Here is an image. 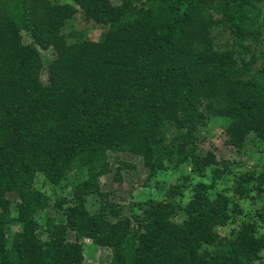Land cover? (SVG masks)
I'll list each match as a JSON object with an SVG mask.
<instances>
[{
	"label": "trees",
	"instance_id": "1",
	"mask_svg": "<svg viewBox=\"0 0 264 264\" xmlns=\"http://www.w3.org/2000/svg\"><path fill=\"white\" fill-rule=\"evenodd\" d=\"M260 2L0 0V264H82L84 251L101 247L109 251L106 264H253L261 241L247 224L226 239L213 233L227 216L225 199L214 204L203 193L205 184L198 183L177 220L170 214L178 202L151 201L128 217L118 213L119 203L101 199L95 186L88 192L94 210L77 204L57 208V220L41 212L36 220L44 195L33 176L56 184L80 163L91 181L84 184L93 185L106 146L147 149L156 167L170 158L188 162L189 154L181 156L186 143L172 147V138L165 144L161 131L175 121L200 120L201 97L205 113L232 118L230 132L244 129L259 111L264 117ZM209 8L228 15L235 50L210 52L202 36L211 23ZM76 13L105 28L97 42L66 43L62 29ZM256 59L263 65L251 68ZM252 129L264 135V127ZM210 161L208 155L197 171ZM7 191L18 196L13 212L3 197ZM107 205L112 219L103 213ZM36 221L45 240L33 232ZM11 223L19 229L10 230Z\"/></svg>",
	"mask_w": 264,
	"mask_h": 264
},
{
	"label": "rangeland",
	"instance_id": "2",
	"mask_svg": "<svg viewBox=\"0 0 264 264\" xmlns=\"http://www.w3.org/2000/svg\"><path fill=\"white\" fill-rule=\"evenodd\" d=\"M57 1L60 4H71V0ZM109 1L113 4L119 3V0ZM260 1V9L264 11V0ZM208 11L211 23H208L207 29L202 31V36L209 42L210 52L222 53L226 49L235 50L237 36L231 25L225 20L228 15L224 16L212 8H209ZM104 31L105 28L101 24L85 21L80 13H76L72 19L70 18L62 29L67 37L65 38L66 43H72L75 39L94 43L100 39ZM260 31V36L263 37L264 28ZM195 46V49H201L200 44H195ZM50 51L53 53L51 47L47 49V53ZM262 65L260 59H256L250 67ZM39 77L42 82H45L47 78L46 64L40 67ZM204 102L205 98L201 97L195 112V114H203L200 120L193 118L194 122L192 120V123L187 120V125H185L186 122L175 121L166 128V131L160 129L162 130L161 136L165 138V144L169 143L172 138V147L178 146L181 142L186 143V151L184 149L181 156L189 154L191 158L188 162L182 160L177 163L175 158H170L168 162L165 161L162 164L163 167H156L154 165L156 156H148L147 149L126 146L113 149L106 146L101 149L100 161L95 165L93 185L84 184V181H91L88 179L85 167L80 163L76 168L71 165L62 180L56 184L47 183L42 174L35 173L33 185L44 195V208L42 207L43 209L34 213L35 219L39 218L41 212L57 220L59 218L55 214L57 208L64 210L66 207H75L77 204H79L78 207L85 208V210H94V208H88L91 202V194L88 192L95 186L101 199L105 197L108 202L119 203L118 213L128 217L132 213L139 212V207L148 208L151 201L167 202V204L178 202L179 207L173 209L170 214L172 220H177L181 214L180 207L194 195L198 183H202L206 185L203 193L207 194L214 204L219 196L225 199L224 209H226L227 216L224 222L213 229V233L220 239H226L239 227H243L245 224L250 225L253 236L261 241L258 247L255 245L256 251L252 252V263L264 264V135L252 129L253 127H264V117L259 111L255 115L254 121L246 125V129L230 132L228 127L231 126L232 118L213 112L209 113L207 110L205 113ZM179 118L181 119L182 116ZM187 130H190V135L183 136L182 134ZM208 155L212 157L208 167H202L197 171L198 167L195 165L200 164ZM81 170L83 171L79 177L78 174ZM247 181H249V186ZM241 184L247 188L246 195H243V190L239 188ZM3 197L9 200L8 211L13 212L18 198L17 193L7 191L4 192ZM143 202L146 204L140 206ZM103 210V213L112 219L111 207L107 205ZM36 225L33 232L37 233L40 239L45 240V230L38 226L40 225L38 222ZM9 226L12 231L19 229V225L13 223ZM4 228L5 226L0 224V230ZM67 235L69 239L73 237V234L69 232ZM249 239L247 237L245 240ZM83 253L82 264H106L109 251L106 247H101L95 250L89 248Z\"/></svg>",
	"mask_w": 264,
	"mask_h": 264
}]
</instances>
